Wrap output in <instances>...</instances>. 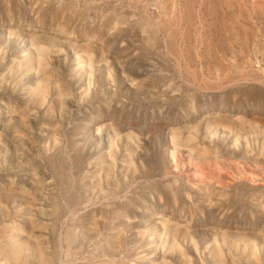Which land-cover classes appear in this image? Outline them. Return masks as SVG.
Instances as JSON below:
<instances>
[{
  "label": "rangeland",
  "instance_id": "1",
  "mask_svg": "<svg viewBox=\"0 0 264 264\" xmlns=\"http://www.w3.org/2000/svg\"><path fill=\"white\" fill-rule=\"evenodd\" d=\"M185 1L0 0V264H264V0Z\"/></svg>",
  "mask_w": 264,
  "mask_h": 264
},
{
  "label": "bare ground",
  "instance_id": "2",
  "mask_svg": "<svg viewBox=\"0 0 264 264\" xmlns=\"http://www.w3.org/2000/svg\"><path fill=\"white\" fill-rule=\"evenodd\" d=\"M184 1H185V0H184ZM187 1H188V0H187ZM203 1H204V0H203ZM209 1H210V0H209ZM133 2H134V1H133ZM152 2H153V1H152ZM175 2H176V1H175ZM178 2H179V1H178ZM180 2H181V1H180ZM185 2H186V1H185ZM127 3H128V2H127ZM182 3H183V2H182ZM182 3H181V4H182ZM187 4H188V3H187ZM187 4H186V5H187ZM245 4H246V3H245ZM161 5H162V4H161ZM197 5H198V4H197ZM176 6H177V5H176ZM206 7H207V6H206ZM159 8H160V7H159ZM173 8H174V7H173ZM200 8H201V7H200ZM153 9H154V8H153ZM160 9H161V8H160ZM197 9H198V8H197ZM173 10H174V9H173ZM198 10H199V9H198ZM130 11H131V10H130ZM141 11H142V10H141ZM150 11H151V10H150ZM158 11H159V10H158ZM160 11H161V10H160ZM175 11H176V10H175ZM178 11H180V10H178ZM195 11H196V10H195ZM173 12H174V11H173ZM176 12H177V11H176ZM183 12H184V11H183ZM159 13H160V12H159ZM210 13H211V12H210ZM210 13H209V14H210ZM104 14H105V13H104ZM179 14H180V12L178 13V16H179ZM183 15H184V14H183ZM197 15H198V14H197ZM202 15H203V14H202ZM181 16H182V15H181ZM158 17H159V15H158ZM176 17H177V16H176ZM199 17H200V16H199ZM183 18H184V17H183ZM185 18H186V16H185ZM189 18H190V17H189ZM200 19H201V18H200ZM89 20H90V19H89ZM187 20H188V19H187ZM197 20H198V19H197ZM119 21H120V20H119ZM174 21H175V20H174ZM181 21H182V20H181ZM130 22H131V21H130ZM194 22H195V21H194ZM198 23H199V20H198ZM108 24H109V23H108ZM156 24H157V23H156ZM176 24H177V23H176ZM180 24H181V23H180ZM256 25H257V24H256ZM171 26H172V25H171ZM173 26H174V25H173ZM173 26H172V27H173ZM181 26H182V24H181ZM181 26H180V27H181ZM185 26H186V25H185ZM200 26H201V25H200ZM200 26H199V27H200ZM182 27H183V26H182ZM169 28H170V27H169ZM196 28H197V27H196ZM196 28H195V29H196ZM171 33H172V32H171ZM200 38H201V37H200ZM84 48H85V47H84ZM79 56H80V55H79ZM77 59H78V58H77ZM91 61H92V60H91ZM77 62H78V61H77ZM60 64H61V63H60ZM80 68H81V67H80ZM48 69H49V68H48ZM50 80H51V79H50ZM50 87H52V86H50ZM53 87H54V86H53ZM47 89H48V88H47ZM47 89H46V90H47ZM130 89H132V88H130ZM52 90H53V89H52ZM126 91H127V90H126ZM64 95H65V93H64ZM46 98H47V96H46ZM135 98H136V97H135ZM62 101H63V100H62ZM45 103H46V102H45ZM53 103H54V102H53ZM61 104H62V102H61ZM43 107H44V106H43ZM43 109H44V108H43ZM58 160H59V159H58ZM57 164H58V163H57ZM44 215H45V214H44ZM32 223H33V222H32ZM35 223H37V222H35ZM166 223H167V222H166ZM168 224H169V223H168ZM174 224H175V223H174ZM35 225H36V224H35ZM46 226H47V225H46ZM35 234H36V233H35ZM175 243H176V242H175ZM175 243H174V244H175ZM179 243H180V242H179ZM16 245H17V244H16ZM39 246H40V245H39ZM6 249H7V248H6ZM42 250H43V249H42ZM182 250H183V249H182ZM5 251H6V250H5ZM69 251H70V250H69ZM42 252H44V251H42ZM23 253H24V252H23ZM34 253H35V252H34ZM259 253H260V252H259ZM22 255H23V254H22ZM25 255H26V254H25ZM34 256H35V255H34ZM22 257H23V256H22ZM22 257H21V258H22ZM260 258H261V256H260ZM21 260H22V259H21ZM0 261H1V260H0ZM168 261H169V260H168ZM248 261H249V260H248ZM189 264H190V263H189Z\"/></svg>",
  "mask_w": 264,
  "mask_h": 264
}]
</instances>
